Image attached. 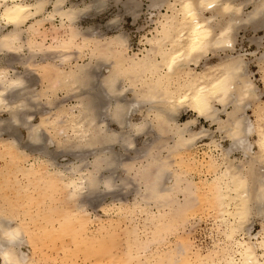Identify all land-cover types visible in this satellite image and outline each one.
<instances>
[{
	"label": "bare ground",
	"instance_id": "obj_1",
	"mask_svg": "<svg viewBox=\"0 0 264 264\" xmlns=\"http://www.w3.org/2000/svg\"><path fill=\"white\" fill-rule=\"evenodd\" d=\"M109 1L129 6L0 0V55L15 58L0 66V264H264V91L245 60L254 53H228L244 24L264 33V0H151L167 12L134 54L122 33L80 25ZM257 61L264 80V54ZM183 108L195 117L180 123ZM200 119L220 138L195 130ZM52 145L75 161L58 164ZM101 193L116 197L106 218L89 212Z\"/></svg>",
	"mask_w": 264,
	"mask_h": 264
},
{
	"label": "rangeland",
	"instance_id": "obj_2",
	"mask_svg": "<svg viewBox=\"0 0 264 264\" xmlns=\"http://www.w3.org/2000/svg\"><path fill=\"white\" fill-rule=\"evenodd\" d=\"M74 1L75 2L84 1L85 3H88L91 0H79V1L74 0ZM124 1L126 3L129 2L128 3L129 6H126V9L121 4H115V3H111L112 1H109V3H110L109 8L105 9L104 11L99 13L98 15H95L91 18L83 19L81 21L80 25L83 28L94 27L101 34H105L106 36H111L114 34L122 33L123 35H125L127 37L128 41L130 43V53L131 54L140 53L141 50L143 51V49H144L143 47H145V42L143 40L145 39V37H151L152 32L154 31L155 27L157 26L156 20L159 19V17H161V14H165L167 12V7L164 5L163 6L159 5V7L152 9V8H150V6H151L150 1L151 0H122V4L125 3ZM170 1H172V0H170ZM238 1H241V0H238ZM147 5H149V6H147ZM130 7H132V8H130ZM135 7H137V8H135ZM130 9H134V11L136 13V14L135 13L134 14L136 16L131 15V14H133L131 12L130 13L127 12V10H130ZM252 9H253V6L248 5L247 7H245V13H248ZM117 16H119V17H117ZM113 19H116L117 23L114 21V22H112L113 24H111V26L108 27V23L110 21H113ZM52 25H53L52 23H51V25L48 23L47 29L49 30L50 28H52ZM241 27H242L241 29L236 31V34L234 36V44H235V50L234 51L235 52H228V53L229 54L237 53L236 49L238 52H241L242 54H245V53L249 54L252 52L254 53L253 55H250L248 57L245 56V60H246V62H248L249 70L251 73V77H253V81L261 89V91H264V80L262 79V73L260 71L259 64L257 61V59L260 58L264 54L263 53L264 52V40H261L264 36V33L261 30H259V31L252 30V26L249 25L248 23L244 24ZM224 55H225L224 52H219V55L218 54H208L207 57L202 62L203 65L201 64L198 69L203 67L205 64L208 65V64L216 63L219 60V57H224ZM6 59L7 60H12V59L15 60V58H11V57L5 56V55H0V66L2 63L7 64L8 61ZM36 61L40 62L39 59ZM16 67L19 71H21V72L24 71V69L21 66L16 65ZM37 68H35V66H34L33 72H34V74H36V77H40V75H41L40 73L42 72V69L39 70ZM102 72H103V70H102ZM33 80H35V79H33ZM42 84H43L42 82H40V84H38V82L36 81L35 88L36 89L39 88V90H41L40 92H43ZM58 95H59V97L56 100L61 101V102H65L66 105H70L72 103H75L76 99L71 98V96H67V94H65V92H61ZM43 97H45V96H43ZM128 97L132 98V95L130 94ZM43 100H44V101H42V102H44L43 107L46 108V106H47L46 101H45V99H43ZM44 108H42V109H44ZM47 108H50V107H47ZM47 108L45 110H48ZM53 113H51V114H53ZM249 115H251V113H249ZM40 117H41V115L39 114V112H38V114L36 113L34 115V118L32 119V122L33 123H39ZM194 117H195V115L191 111L183 108L180 111V115H179L178 120L180 123H183V122L188 121L189 119L194 118ZM5 118L6 119L9 118L8 115H6V114L0 115V122L5 121V122H3V124L6 123V121L8 122V119L6 120ZM141 119H142V115L139 113L132 117V120L135 122H140ZM6 125H7V123L5 124V126ZM111 127L114 129H117V127L114 125H111ZM201 127H205L206 129L211 130V132H213V135H215L216 138H218V139L220 138L221 135L219 132L216 131V127L215 126L211 127L209 125V123L205 122V120H203V119H200V122L195 127V130L199 131L201 129ZM16 132H17V138L20 141L21 148L23 146H26V150L29 153L35 154V152L32 151L29 148V146H27V144H28V131H27V129H25L21 126H16ZM1 136L2 137H8V133L6 131L2 132ZM149 139H152L151 134H149V135L146 134V135H143L140 138H138L136 141L137 149L139 150V149L146 148L147 143L149 142ZM145 141H146V143H145ZM207 141L208 140H203L202 142L197 143L196 147L198 148V150L201 149L203 147L204 143ZM223 144L225 147H228L229 141L224 140ZM55 149H56V147L54 145L48 146L49 152L52 153L53 156H55L56 162L58 164L61 163L60 165H65V164L69 163V161L70 162L75 161V158H74L72 153L65 152V153H61V154L59 153L58 154L55 152ZM114 150L120 154H121V152L125 153L120 149V147H115ZM134 155H135V153L133 151H131L129 153V156H134ZM35 157L36 156H33L32 158L30 157V159L33 160ZM236 157L239 158L240 154L236 153ZM89 159H90V157H89ZM5 166H6L5 160L0 159V170H1V168L4 169ZM122 173L123 172L120 171L118 173V175L120 177H123ZM138 186L139 185L136 186L134 184L131 187L132 190L130 191L131 193L129 194V196L126 197V196L122 195L121 197L128 200L129 202L134 201L135 195H136L135 192L138 189L137 188ZM5 192L8 193V191H5ZM4 193L1 192V195L2 194L4 195ZM7 193H5V195ZM3 195H2V197H3ZM101 195H102L101 197L99 196L97 199L95 198L96 199L95 201H92V199H89L91 201V204H92V205L89 204V208H90L89 212L94 214V216L99 215L102 218L103 217L106 218L105 214L103 213V211L101 209V206H104L105 204H109L112 201L114 202L116 197L113 195L111 196V195L105 194V193H101ZM118 197H120V196H118ZM115 203H117V202H115ZM255 220H256V222H255V225L253 227V233L255 231H257L258 229H261V225L259 223L260 220L259 219H255ZM203 223H205V220H203L201 223H199V226L200 227L202 226L203 230L204 229L205 230L204 231L200 230V232H203V234H205V236H204L205 239L208 240V238L206 237L207 225L204 224V226H203ZM198 236H199V234H198ZM54 252L57 253L56 251H54ZM55 257H57V256H55ZM80 259L81 260H79V257H78V259L76 258L73 261L74 262L78 261L77 263L81 264L83 259L81 257H80ZM82 264H83V262H82ZM101 264H103V263H101Z\"/></svg>",
	"mask_w": 264,
	"mask_h": 264
}]
</instances>
